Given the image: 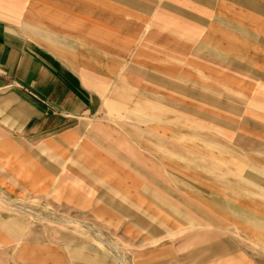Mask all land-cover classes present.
<instances>
[{"label": "rangeland", "instance_id": "obj_1", "mask_svg": "<svg viewBox=\"0 0 264 264\" xmlns=\"http://www.w3.org/2000/svg\"><path fill=\"white\" fill-rule=\"evenodd\" d=\"M181 16L199 22L179 31ZM0 18L21 26L34 46L61 57L101 98L94 114H78L52 133L15 93L0 92V264H73L75 258L85 264H264L262 231L253 221L232 219L236 207L264 225V191L247 185L236 191L235 185L202 176L189 179L200 192H216L229 207L213 214L214 225L180 226L167 205L152 200L155 188L148 177L138 172V189L124 190L122 173L97 164L89 152L66 161L81 149V140L113 128L156 162L174 188L201 203L169 175V170L181 175L188 166L181 148L197 144L185 133V121L196 128L201 120L183 111L174 123L162 115L179 114L180 106L198 110L199 92L235 107L215 114L219 142L241 159L236 162L240 175L226 173L223 165L224 175L240 180L252 165L264 171V13L245 0H0ZM199 46L216 50L231 64L197 58ZM169 71L202 86L215 83V93L181 82L194 96L170 103L164 83L181 80ZM242 120L251 128L236 133L230 145L222 121L239 128ZM126 126L135 127L146 143L152 141V150ZM192 149L191 157L201 160L199 148ZM87 155L92 156L89 165L83 162ZM219 158L228 157L221 153ZM74 162V169L83 166L101 181L71 170ZM143 168L152 176L151 162ZM157 190L184 210L168 192ZM109 199L129 207L139 221L131 212L110 210Z\"/></svg>", "mask_w": 264, "mask_h": 264}, {"label": "crops", "instance_id": "obj_2", "mask_svg": "<svg viewBox=\"0 0 264 264\" xmlns=\"http://www.w3.org/2000/svg\"><path fill=\"white\" fill-rule=\"evenodd\" d=\"M245 2L258 12L264 13V0H245ZM10 3L12 4V2ZM185 6H187V4ZM181 18L184 19V21L178 22V26L175 28L179 31L181 26L189 27L194 22H199L197 17L192 18V20L183 16H181ZM216 21L221 20L218 19ZM216 44L217 42L214 43L215 46ZM226 50L230 51L231 48L226 46ZM194 52L197 58L200 56L203 59L215 63L224 61L227 63V67L231 64L229 58L223 60L216 50H206L199 46ZM168 73L181 80L180 82H169L167 85L164 83V86L168 88L172 94L170 103H176L174 99L178 98L179 100L185 99L189 101L192 99L190 96H194V90L185 88L183 86L184 83L182 84L181 82H190L196 87L201 86L202 89L215 93V83L209 82L202 86L197 83V81L187 80L182 74L177 75L173 71H169ZM157 84L159 85V83ZM2 91L15 93L23 103L30 105L34 112L33 115L35 117L38 116V118H43L41 124L44 131L46 130L52 133L57 132L63 124H67L78 114H94L101 105L99 92H95L86 86L82 77L65 66L61 57L48 48L34 46L21 26H17L13 22L0 18V92ZM196 96L198 100L201 101L198 110L187 106H180V111H178L179 114L171 110L170 116L166 111H163L162 115L174 123L179 121L176 118L181 117L183 114L181 111H183L196 115L201 120V125L199 124L196 128L190 126L188 123L189 121H185L186 126L188 125L185 133L188 136H194L197 140L196 146L191 144L181 148V152L184 154L188 166L185 167L186 169L182 171L181 175L176 174L173 170H169L171 171L169 175L173 180L179 184V186L185 188L190 196L198 199L201 203L194 201L185 196L180 190L174 188L171 181L165 179L163 172L160 171L156 162H153L150 157L140 154L131 143L126 141L123 134L113 128H106L101 133L94 132L87 139L81 140V149L69 154V158H67L66 161L74 160V156L79 158L81 153L89 152L94 155V162L97 164L106 165L110 170H119L122 173V180L119 184L120 187L130 191L138 189L139 187L141 182L137 174L139 172L144 177H148L155 188L152 191V200L167 205L169 210H171V215L175 217L176 220H179V222H177L178 225L185 226L202 223L214 225L213 214L226 212L229 207L228 204L220 200L216 192H200L190 185L188 182L189 179H196L202 176L216 181V183L235 185L234 189L236 191H242L241 188L245 187L244 185L264 191V171L261 170L258 165H252L243 174L240 180H234L224 175L222 171L223 165L226 166V173L237 176L240 175L242 170L241 163L237 165L236 162L241 159H238L240 155H238L235 150L219 142V135H222V131L217 125L220 123V120L215 114L220 112L219 108L225 111H232L235 107L228 101L220 103L218 99L213 96L210 97L205 93L198 92ZM1 102H5V105L9 104V101L5 98H3ZM239 114L241 116L244 115V113L240 111ZM20 121H23V119ZM222 125L229 131L230 145H232L236 133L242 131L247 132V130L251 128L244 120L241 121L239 128L233 127L229 121H222ZM126 129L135 136L139 142L147 145L152 150V141H147L146 143L142 139V134L135 127L126 126ZM214 133L218 136H215ZM92 138L96 140V144L91 143ZM169 145L172 147V144L169 143ZM194 147L197 149L199 148L201 160L198 159L195 161L191 157L192 153H194L192 149ZM221 153H225L228 158H219ZM91 158L92 156L87 155L83 158V162L89 165L92 163ZM164 161H166L165 158ZM221 161H223V163H221ZM63 162H60V160L58 161L59 164ZM146 162L152 163V176L143 168ZM230 162H233L234 165L232 166ZM75 164V162L72 164L71 170L77 171L80 175L84 174L86 177L101 181V179L97 178L95 175L88 173V170L83 166L74 169L73 166L75 167ZM158 188L168 192L184 210L181 212L180 208L162 197L157 192ZM114 193V191L111 192V195L113 196ZM118 193L120 194V192ZM107 207L121 215H127L131 212L129 207L121 203L115 204L112 199L107 200ZM235 210L238 211V215L234 218L231 216L232 219L238 221L242 218V220L250 225L253 221L254 227L258 228L264 234V225H258V223L252 220L251 217H248L246 212L242 209L235 207ZM132 216H134L136 221H139L134 213H132ZM246 217H248V219ZM139 224H141V222H139ZM175 224L176 223L172 222V226ZM9 235H11L10 232ZM203 260L211 261L212 259ZM24 261L27 262L26 259H24ZM71 261L73 264L86 263L82 261L81 258L71 259ZM53 264L56 263L53 261Z\"/></svg>", "mask_w": 264, "mask_h": 264}]
</instances>
